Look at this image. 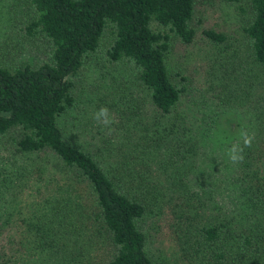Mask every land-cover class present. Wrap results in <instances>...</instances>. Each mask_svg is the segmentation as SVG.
Wrapping results in <instances>:
<instances>
[{"label":"trees","instance_id":"trees-1","mask_svg":"<svg viewBox=\"0 0 264 264\" xmlns=\"http://www.w3.org/2000/svg\"><path fill=\"white\" fill-rule=\"evenodd\" d=\"M24 1L16 36L45 42L48 55L38 67L0 57V138L15 156L37 158L27 171L17 167L20 176L1 192L17 193L32 177L58 182L25 220L41 264H264V0H224L247 19L258 67L233 72L224 64L213 95L192 98L202 117L192 126L180 107L193 96V78L171 53L195 41L198 0ZM203 34L229 40L215 29ZM95 52L129 64L145 94L132 88L105 101L127 128L86 147L66 139L59 120L76 108L73 77ZM144 98L157 113L153 130L140 121ZM227 106L248 118L238 133L220 128ZM164 117L172 123L163 126ZM242 130L254 140L233 164L227 150L242 145ZM150 218L167 250L152 247Z\"/></svg>","mask_w":264,"mask_h":264},{"label":"rangeland","instance_id":"rangeland-1","mask_svg":"<svg viewBox=\"0 0 264 264\" xmlns=\"http://www.w3.org/2000/svg\"><path fill=\"white\" fill-rule=\"evenodd\" d=\"M26 8L28 10L24 0H0V57L6 65L29 63L38 67L47 59L48 50L45 42L40 40L33 42L16 36L17 29L14 23L23 20ZM246 21L235 4L224 0L197 1L193 20L197 32L195 41L190 45L176 44L171 53V63L178 64L193 78L194 84L191 89L193 96L185 97L180 107V111L191 126L199 125L202 120L197 114L200 108L195 106L192 98L195 95L199 100L208 93L213 95V90H216L217 84L220 83L224 68H227L224 64L229 65V71H233L234 67L238 69L240 67L249 69L254 65L258 67L253 62L247 37L243 31ZM205 29L224 32L229 35V40L223 44L214 43L203 34ZM255 70L258 71L257 68L253 71ZM73 79L77 82V106L74 111L59 120L66 139L84 143L83 146H86L85 144L97 146L103 134L123 133L127 128L126 124L119 122L118 119L114 118L113 123L106 127L98 123L94 115L98 111L97 108L105 101L111 102L113 98L126 94L127 90L134 88L142 95L145 94L136 80L134 69L127 63L111 64L103 52H95L85 58L81 70ZM211 82L215 83V88L212 87ZM129 85L133 87L129 88ZM210 88L213 89L212 92L208 91ZM144 99L147 100V105L144 107L146 112L142 117L143 120L140 121L142 125L149 124L153 130L156 126L153 122L157 120V113L152 109L150 101ZM232 107L227 106L220 113L219 119L223 122L220 128L238 133L235 132L236 127L241 128V122L244 125L248 118L244 114L237 115V111ZM162 122L165 126L170 125L172 120L170 117H164ZM4 141V138H0V264H41L44 256L39 255L40 250L34 247L33 241H27L31 237L28 236L25 220L36 213V209L42 208L43 201L53 195L46 189L48 187L54 189L58 182L54 180L52 185L47 177L37 180L32 177L25 183L23 190L17 193L14 189H10L11 191L5 194L1 192L4 181H6L4 184L10 187L20 176L17 174V167L21 171L22 168H27V171L33 167L32 164L37 158L35 155L15 156L13 146L7 149L3 144ZM8 187H4L3 190ZM146 226L150 232H154L152 247L157 252L167 250L170 243L164 239L158 228H152L156 227L155 219L150 218Z\"/></svg>","mask_w":264,"mask_h":264},{"label":"clouds","instance_id":"clouds-1","mask_svg":"<svg viewBox=\"0 0 264 264\" xmlns=\"http://www.w3.org/2000/svg\"><path fill=\"white\" fill-rule=\"evenodd\" d=\"M94 119L98 123H102L104 126H110L113 123V120L110 115V110L107 107H101L94 115ZM242 145L237 142L234 143L228 150L227 155L228 159L233 164H238L244 160V148L251 147L254 140V136L250 135L247 130L241 131Z\"/></svg>","mask_w":264,"mask_h":264}]
</instances>
